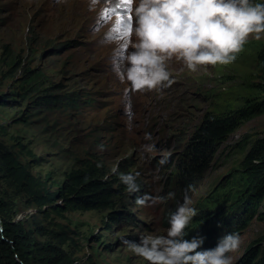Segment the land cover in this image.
<instances>
[{"label":"rangeland","instance_id":"rangeland-1","mask_svg":"<svg viewBox=\"0 0 264 264\" xmlns=\"http://www.w3.org/2000/svg\"><path fill=\"white\" fill-rule=\"evenodd\" d=\"M130 15L125 0H0V96L7 100L0 105V144L52 189L87 158L103 163L119 179L121 174L136 176L139 186L131 193L126 187L122 200L129 218L115 222L108 211L46 214L0 176V197L13 202L12 218L31 230L37 223L47 228L63 224L71 237L64 248L77 264H148L123 241L166 235L171 213L184 202L172 183L178 165L188 158L191 133L207 114L264 102L258 69L264 34L259 40L251 36L228 65L192 72L173 59L168 62L170 86L137 91L124 74L129 49L123 33ZM49 94L62 103L43 104ZM263 137L264 112L243 122L212 155L203 179L188 194L191 206L197 211L212 207V196L224 187L235 195L243 187L235 183L242 181L245 158ZM170 192L174 199L154 202ZM258 214L239 234L238 249L228 253L233 264L250 246L263 251L264 199ZM193 226L192 219L186 233Z\"/></svg>","mask_w":264,"mask_h":264},{"label":"trees","instance_id":"trees-1","mask_svg":"<svg viewBox=\"0 0 264 264\" xmlns=\"http://www.w3.org/2000/svg\"><path fill=\"white\" fill-rule=\"evenodd\" d=\"M258 57V69L264 81V45ZM43 98L42 103L46 105L62 103L59 97L51 94ZM5 103L7 100L0 96V105ZM263 112L264 102H256L230 113L207 114L188 139V158L177 167L172 183L174 189L179 190L182 196L189 185L194 190L219 146L243 122ZM20 145L26 149L25 145ZM26 152L32 154L29 149ZM77 163L57 188L52 189L47 179L34 174L16 153L0 144V176L17 194L26 196L28 203L36 205L44 213L99 210L108 211L111 221L128 219L127 205L122 200L126 185L117 174H110L106 165L93 158L80 159ZM242 176L241 183L235 184L243 187L236 189L235 195L230 190L226 191L227 187L217 189L210 201L213 206L199 209L193 218L194 226L185 238L202 237L204 243L200 251L215 248L226 234H240L258 217L264 199V137L258 139L248 152ZM13 207L12 201L0 197V264H32V260L38 264H77L64 248L71 237L63 224L55 223V227L47 228L37 223L34 230L28 229L12 218ZM34 232L45 239L38 240ZM234 264H264V249L261 251L250 246Z\"/></svg>","mask_w":264,"mask_h":264},{"label":"clouds","instance_id":"clouds-1","mask_svg":"<svg viewBox=\"0 0 264 264\" xmlns=\"http://www.w3.org/2000/svg\"><path fill=\"white\" fill-rule=\"evenodd\" d=\"M130 12L124 74L137 91L170 86L174 81L168 62L173 59L192 72L202 66L228 65L251 36L259 40L264 34V4L253 0H131ZM166 162L165 157L160 164ZM120 180L130 193L139 190L136 176L121 174ZM192 190L189 185L184 202L171 213L166 235H142L138 243L125 239L128 249L148 264H233L228 253L238 249V233L226 234L215 248L204 251L199 250L202 237L185 238V230L198 214L188 195ZM174 198L175 193L170 192L154 202Z\"/></svg>","mask_w":264,"mask_h":264},{"label":"snow or ice","instance_id":"snow-or-ice-1","mask_svg":"<svg viewBox=\"0 0 264 264\" xmlns=\"http://www.w3.org/2000/svg\"><path fill=\"white\" fill-rule=\"evenodd\" d=\"M126 3H128L130 5L131 3V0H125ZM127 19L130 21V16L127 17ZM123 22V20H122ZM129 33H128V25H127V28H126V31L123 33V35L127 36Z\"/></svg>","mask_w":264,"mask_h":264},{"label":"water","instance_id":"water-1","mask_svg":"<svg viewBox=\"0 0 264 264\" xmlns=\"http://www.w3.org/2000/svg\"><path fill=\"white\" fill-rule=\"evenodd\" d=\"M0 228H2V227H1V224H0Z\"/></svg>","mask_w":264,"mask_h":264}]
</instances>
